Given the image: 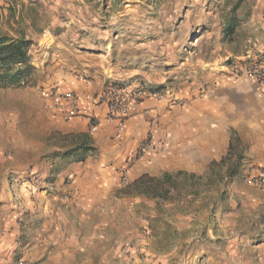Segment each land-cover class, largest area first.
I'll use <instances>...</instances> for the list:
<instances>
[{
	"label": "rangeland",
	"instance_id": "374dc122",
	"mask_svg": "<svg viewBox=\"0 0 264 264\" xmlns=\"http://www.w3.org/2000/svg\"><path fill=\"white\" fill-rule=\"evenodd\" d=\"M236 3L238 27L233 41H224V17ZM0 34L23 37L35 68L33 85L0 87V264H203L201 256L178 252L182 234L200 231L188 215L195 201L214 199L208 188L214 181L256 184V172L244 173L243 155L235 148L212 163V179L169 175L164 197L134 200L135 188L121 173L117 193L92 191L88 204L55 200L44 208L37 191L52 187L76 157L64 154L75 146L51 148L66 138L46 135L53 117L70 119L55 90L71 91L61 89L68 78L92 84L102 62H120L138 72L127 84L107 80L101 96L116 86L142 85L179 104L182 98L173 95L179 77L216 57H226L230 75L256 82L252 68L257 61L264 66V0H0ZM231 63L240 68L236 73Z\"/></svg>",
	"mask_w": 264,
	"mask_h": 264
},
{
	"label": "crops",
	"instance_id": "0c3cea01",
	"mask_svg": "<svg viewBox=\"0 0 264 264\" xmlns=\"http://www.w3.org/2000/svg\"><path fill=\"white\" fill-rule=\"evenodd\" d=\"M224 58L201 61L192 74L179 77L173 95L181 97V103H171L167 96L145 98L132 105L121 122L107 116L104 102L93 105V95L101 96L107 80L127 84L137 70L120 62H102L97 69L100 77L92 84L73 78L62 81L61 89L74 92L79 107L97 116L98 125L89 136L85 116L50 120L46 135L53 132L66 138L51 143L52 149L82 144L88 150L82 161L64 166L52 187L37 191L38 204L44 208L46 204L54 205L50 201L55 200L88 204L92 201L89 192L117 193L118 177L128 158L148 136L153 141L165 140V148L160 153L145 151L138 156L126 170L128 184L143 174L209 175L212 179L217 173L212 163L226 155L231 157L235 148L249 163L246 175L264 170V87L246 76L230 75ZM127 64L133 67L132 63ZM66 176L71 179L64 186ZM208 188L214 199L207 205L195 201L198 205L188 215L198 221L200 231L193 236L182 234L178 252L201 256L203 264H264V186L248 182L223 186L214 181ZM131 196L136 200L139 195L135 192ZM186 217L185 213L180 216Z\"/></svg>",
	"mask_w": 264,
	"mask_h": 264
},
{
	"label": "trees",
	"instance_id": "16d2710c",
	"mask_svg": "<svg viewBox=\"0 0 264 264\" xmlns=\"http://www.w3.org/2000/svg\"><path fill=\"white\" fill-rule=\"evenodd\" d=\"M238 4H234L230 13L224 17L222 24L223 40L233 41L238 22L234 11ZM237 54L235 50L232 51ZM35 83V68L32 66L31 57L28 54V42L23 37H13L0 34V87H23ZM88 148L75 146L64 154L73 153L74 161H82ZM81 151V153L79 152ZM79 154V156H78ZM178 174V173H177ZM168 174L161 178H150L147 175L140 176L128 187H134L137 194H146L153 197H164L166 194L165 184L169 183Z\"/></svg>",
	"mask_w": 264,
	"mask_h": 264
},
{
	"label": "built area",
	"instance_id": "2783aa9c",
	"mask_svg": "<svg viewBox=\"0 0 264 264\" xmlns=\"http://www.w3.org/2000/svg\"><path fill=\"white\" fill-rule=\"evenodd\" d=\"M252 68V76L258 85L264 87V66L257 61ZM228 69L231 72L236 73L240 69L235 63L228 65ZM56 101L61 104V110L65 118H71L77 115H82L88 118L89 132L92 135L97 128L98 119L97 116L89 114L87 108H81L77 104V97L71 91L55 90ZM145 98H160V95L146 89L142 85H135L131 89H128L122 85L110 88L105 94L100 97L92 99V104H98L104 102L106 105L107 116L111 119L122 121L123 117L128 113V109L137 102ZM165 140L153 141L152 137H147L137 151L128 158L127 166L122 170V175L125 178L126 170L130 164H132L138 156L142 155L145 151L151 153H160L165 148ZM253 179L259 186H264V170L258 169L253 175Z\"/></svg>",
	"mask_w": 264,
	"mask_h": 264
}]
</instances>
